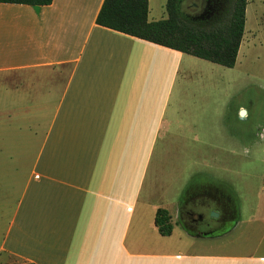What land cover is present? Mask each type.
I'll use <instances>...</instances> for the list:
<instances>
[{
	"label": "crops",
	"instance_id": "crops-1",
	"mask_svg": "<svg viewBox=\"0 0 264 264\" xmlns=\"http://www.w3.org/2000/svg\"><path fill=\"white\" fill-rule=\"evenodd\" d=\"M102 3L0 2V264H264V198L243 218L224 181L225 228L177 222L188 158L250 148L218 98L234 66L98 25Z\"/></svg>",
	"mask_w": 264,
	"mask_h": 264
},
{
	"label": "rangeland",
	"instance_id": "rangeland-1",
	"mask_svg": "<svg viewBox=\"0 0 264 264\" xmlns=\"http://www.w3.org/2000/svg\"><path fill=\"white\" fill-rule=\"evenodd\" d=\"M190 1L195 13L185 7ZM165 2L166 0H151L149 18H166ZM214 7L215 0H180L179 4L181 13L192 20L207 18ZM229 80V90L228 87L225 90L220 87L218 98L224 100L226 92H229L235 111L228 115V124L232 134L236 136L234 139L244 135L250 140V148L248 152L239 154L221 151L217 154L198 155L194 159L196 163L189 162L191 159L188 158L184 174L187 177L186 187L208 184L222 190L227 189L226 185H221L222 182L230 184L242 204L243 218H246L257 204L258 198H264V0H247L244 33ZM238 106L246 108L245 115L237 114ZM177 222L182 224L179 215ZM244 228L241 225L232 234L217 240L223 243L235 238L243 239ZM178 229L180 230L177 226V231Z\"/></svg>",
	"mask_w": 264,
	"mask_h": 264
},
{
	"label": "trees",
	"instance_id": "trees-1",
	"mask_svg": "<svg viewBox=\"0 0 264 264\" xmlns=\"http://www.w3.org/2000/svg\"><path fill=\"white\" fill-rule=\"evenodd\" d=\"M51 1L0 0L34 6ZM179 4L180 0H167V17L150 21L147 19L148 0H103L95 21L98 25L233 67L244 33L247 0H215L211 15L199 20L184 16ZM170 218L166 209H157L154 223L161 235L171 234Z\"/></svg>",
	"mask_w": 264,
	"mask_h": 264
},
{
	"label": "flooded vegetation",
	"instance_id": "flooded-vegetation-1",
	"mask_svg": "<svg viewBox=\"0 0 264 264\" xmlns=\"http://www.w3.org/2000/svg\"><path fill=\"white\" fill-rule=\"evenodd\" d=\"M190 4L191 1L185 7L195 13V8ZM222 192L208 184L192 185L181 205L179 217L182 225L189 231L200 234H211L225 228L235 216V209L231 199ZM212 210H219V215H210Z\"/></svg>",
	"mask_w": 264,
	"mask_h": 264
},
{
	"label": "water",
	"instance_id": "water-1",
	"mask_svg": "<svg viewBox=\"0 0 264 264\" xmlns=\"http://www.w3.org/2000/svg\"><path fill=\"white\" fill-rule=\"evenodd\" d=\"M243 110H241V112H242ZM244 112V111H243ZM210 215H212V216H218L219 215V210H212L211 212H210Z\"/></svg>",
	"mask_w": 264,
	"mask_h": 264
},
{
	"label": "bare ground",
	"instance_id": "bare-ground-1",
	"mask_svg": "<svg viewBox=\"0 0 264 264\" xmlns=\"http://www.w3.org/2000/svg\"><path fill=\"white\" fill-rule=\"evenodd\" d=\"M242 113H243V111H242Z\"/></svg>",
	"mask_w": 264,
	"mask_h": 264
}]
</instances>
